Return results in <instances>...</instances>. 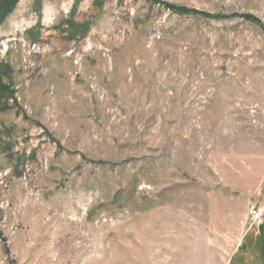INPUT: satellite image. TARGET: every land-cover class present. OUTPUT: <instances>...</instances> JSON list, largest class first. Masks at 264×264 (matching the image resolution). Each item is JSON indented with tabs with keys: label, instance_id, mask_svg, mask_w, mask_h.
<instances>
[{
	"label": "rangeland",
	"instance_id": "obj_1",
	"mask_svg": "<svg viewBox=\"0 0 264 264\" xmlns=\"http://www.w3.org/2000/svg\"><path fill=\"white\" fill-rule=\"evenodd\" d=\"M0 82V264H263L264 0H19Z\"/></svg>",
	"mask_w": 264,
	"mask_h": 264
},
{
	"label": "trees",
	"instance_id": "obj_2",
	"mask_svg": "<svg viewBox=\"0 0 264 264\" xmlns=\"http://www.w3.org/2000/svg\"><path fill=\"white\" fill-rule=\"evenodd\" d=\"M18 1L19 0H0V21L2 19H4L7 15H9L15 9ZM164 5H166L169 9L173 10L174 12L181 13V14L189 13L191 11L192 12H198L196 10L188 9L186 7H178L177 5H174L171 3H165ZM243 16L245 18H247L248 20L259 24L260 26H263V23L260 21V19H258L254 15L245 14ZM208 17L214 18V19H221V18L226 17V15H224V14H208ZM0 88H3L1 82H0ZM259 252H260L261 258L263 260V264H264V235L262 236V239L260 240V243H259Z\"/></svg>",
	"mask_w": 264,
	"mask_h": 264
},
{
	"label": "built area",
	"instance_id": "obj_3",
	"mask_svg": "<svg viewBox=\"0 0 264 264\" xmlns=\"http://www.w3.org/2000/svg\"><path fill=\"white\" fill-rule=\"evenodd\" d=\"M249 215L251 216V219L253 221V224L251 225V227H253V225H259L256 223L262 222L264 210L262 208H260L259 206H257L256 204H253V205H251V207L249 209Z\"/></svg>",
	"mask_w": 264,
	"mask_h": 264
}]
</instances>
